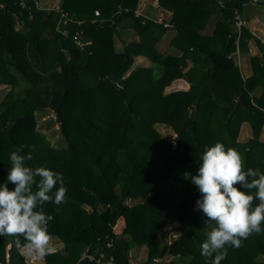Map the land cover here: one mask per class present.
<instances>
[{
    "label": "trees",
    "instance_id": "trees-1",
    "mask_svg": "<svg viewBox=\"0 0 264 264\" xmlns=\"http://www.w3.org/2000/svg\"><path fill=\"white\" fill-rule=\"evenodd\" d=\"M51 1L0 0V184L25 145L27 166L60 172L67 188L66 203L42 208L63 244L44 264H209L207 218L184 174L216 142L264 172V42L241 17L264 0H156L143 11L141 0ZM178 80L189 88L167 91ZM142 247L146 260H134ZM0 263L27 264L12 237H0ZM221 264H264V233Z\"/></svg>",
    "mask_w": 264,
    "mask_h": 264
},
{
    "label": "clouds",
    "instance_id": "clouds-1",
    "mask_svg": "<svg viewBox=\"0 0 264 264\" xmlns=\"http://www.w3.org/2000/svg\"><path fill=\"white\" fill-rule=\"evenodd\" d=\"M25 147L10 154L11 167L0 184V237H12L15 247L36 261L56 251L48 231L53 217L45 214L43 205L66 203L67 188L60 172L27 166L32 155L22 154ZM200 160L195 175H184L200 194L196 210L202 211L204 228L210 229L200 245L201 255L209 264H221L229 247L238 249L250 236L264 233V172L245 168L242 155L220 142L205 147Z\"/></svg>",
    "mask_w": 264,
    "mask_h": 264
},
{
    "label": "rangeland",
    "instance_id": "rangeland-1",
    "mask_svg": "<svg viewBox=\"0 0 264 264\" xmlns=\"http://www.w3.org/2000/svg\"><path fill=\"white\" fill-rule=\"evenodd\" d=\"M57 1L58 0H56V1H53L52 0L51 2L53 4H55ZM149 2H151L154 6L157 5L156 4V0H141V2H140V10L143 9V7L146 6L145 4L146 3H149ZM257 11H258L259 14L257 13ZM260 11H262V13H260ZM254 14H258L259 19H261V20H258V24L261 26L262 21H264L263 20L264 19V6L263 5L255 4V3L254 4H249V5L245 6L243 8L242 12H241V17L244 18V19H246L248 15L250 16L249 17L250 20H248L249 22L248 23L245 22V25L247 27H249L250 29H252V27L254 26L253 23L256 22V21H251V20H253L255 18V17H253ZM210 28H211V25H210ZM255 32H258V31H255ZM257 35L258 36H261L264 39V36H262L261 33H257ZM170 42H171V38L169 36L166 37L165 41L160 45V48L161 49H166L168 47V45H169ZM116 46H117L118 49L121 48V45L119 43L116 44ZM251 49H252L251 51H252L253 54L254 53L255 54L258 53V49H257L256 45L253 44ZM243 60H244V58H243ZM186 61H187V58L183 59V63H184V65H183L184 68L183 69H184V71H186L187 66H189V65H187ZM188 61L190 63V59ZM245 67L246 66L244 65L243 66V70H244V72L246 74V73H248V71H247V69ZM183 87L184 86H179L178 87L177 85H174L173 84L171 87H169L167 89V91H175V90H178V89H184ZM2 96H3V93H2V91H0V100H1ZM46 125L49 126L52 129V131L55 132V134H57L58 136L60 135V132H59V124H58L57 120L55 119L53 112H50L47 115V117H46ZM160 130L166 136H170V137H174L175 136L174 131L170 127H167V128L161 127ZM251 134H252V130H251L250 125L248 123H244L242 125L241 131H240V134H239V140L245 141L249 137H251ZM263 139H264V135H263ZM117 231H120V229H117ZM172 231L173 230L171 229L169 232L172 233ZM52 244L55 247V249H59V248H61L63 246V244L61 242H59V241H57L55 239L52 240ZM134 250H133V255L135 257L134 260H137V261H140V262L146 260V258H147V249L145 247L135 248ZM23 253H24L25 257H26L27 264H44V258L42 260L33 261L26 254V252H23Z\"/></svg>",
    "mask_w": 264,
    "mask_h": 264
},
{
    "label": "crops",
    "instance_id": "crops-1",
    "mask_svg": "<svg viewBox=\"0 0 264 264\" xmlns=\"http://www.w3.org/2000/svg\"><path fill=\"white\" fill-rule=\"evenodd\" d=\"M60 3V0H58L55 4H56V6H57V4H59ZM150 4H152L151 2H149ZM153 5V4H152ZM145 7H143V9H144ZM143 9H141V11H143ZM257 13H258V11H257ZM260 13H262V11H260ZM259 14V13H258ZM258 14H254L253 15V17H255L253 20H251V21H256L255 23H253L254 24V26L252 27V29H251V31L257 36V37H259L263 42H264V39L261 37V36H258L257 35V33H261V35L262 36H264V21H262V23H261V26L258 24V20H261V19H259V16H258ZM264 20V19H263ZM252 23V22H251ZM258 31V32H255V31ZM170 37L171 38V40H172V38L174 37V32H169L168 34H167V36L166 37ZM166 37L164 38V40H163V42L165 41V39H166ZM162 42V43H163ZM252 45H253V43L250 45V52L252 53ZM255 54V53H254ZM144 61V59H140L139 60V62H143ZM187 65H189V66H187V69H186V71L191 67V63H189V61L187 60ZM174 85H177L178 87L179 86H184L183 88L184 89H178V90H187L188 88H189V84L185 81V80H178V81H176V82H174L173 83Z\"/></svg>",
    "mask_w": 264,
    "mask_h": 264
},
{
    "label": "built area",
    "instance_id": "built-area-1",
    "mask_svg": "<svg viewBox=\"0 0 264 264\" xmlns=\"http://www.w3.org/2000/svg\"><path fill=\"white\" fill-rule=\"evenodd\" d=\"M33 1H35V2H37L38 0H33ZM99 13L98 12H96V15H98ZM164 14L161 12V13H159V16H158V21L159 22H163L164 21ZM244 24V21L241 19V17H240V15H238L237 16V21H236V27H237V29H239V28H241V26ZM164 26L165 27H168V24L165 22L164 23ZM83 257H85V256H83ZM90 259H93L92 257H90ZM8 261V260H7ZM0 264H2V263H0ZM110 264H113V263H110Z\"/></svg>",
    "mask_w": 264,
    "mask_h": 264
}]
</instances>
